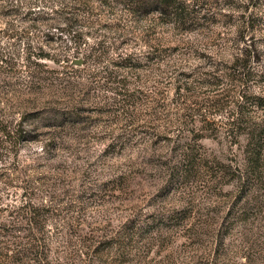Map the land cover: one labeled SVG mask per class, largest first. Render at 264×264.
<instances>
[{
  "label": "rangeland",
  "instance_id": "374dc122",
  "mask_svg": "<svg viewBox=\"0 0 264 264\" xmlns=\"http://www.w3.org/2000/svg\"><path fill=\"white\" fill-rule=\"evenodd\" d=\"M117 1L0 0V264H264V142L257 174L248 142L264 134V100L248 104L264 96L260 0H218L186 32ZM241 20L243 85L198 86L231 64L213 34ZM60 45L67 64L36 57ZM228 87L215 106L180 103Z\"/></svg>",
  "mask_w": 264,
  "mask_h": 264
},
{
  "label": "trees",
  "instance_id": "16d2710c",
  "mask_svg": "<svg viewBox=\"0 0 264 264\" xmlns=\"http://www.w3.org/2000/svg\"><path fill=\"white\" fill-rule=\"evenodd\" d=\"M218 0H118L117 2H122V4L125 6H123L124 9L127 10V12L130 14H137V17H146L149 13H153L156 12L158 14V18L160 19L161 23H165V24H173L176 25L178 27V29L181 32H186L189 30H192L194 28H189L187 27H183L184 24L186 23H193V22H198L199 20L203 21L201 23V25H199V27H197L196 29H203L205 28L203 26L204 22H212V17H214L215 15L218 14V12H216L215 10H211V8H217L216 6H218L217 3ZM230 1V0H229ZM246 1H250V0H246ZM209 6V7H207ZM258 7L259 10L261 8H264V0H260L256 3H252V7ZM219 9V7L217 8ZM242 12H244V10L241 9ZM254 11V10H252ZM59 13H66L68 14V11H63L61 10V12ZM262 14V13H261ZM45 19V18H44ZM252 21L254 22V26H257L259 24H263L264 23V17H254L252 18ZM253 25V24H252ZM250 26L248 25V23H246L245 20H241V22L239 23V27L235 30V36L234 37H227L224 35H221V33H216L213 34V40H215L217 46H221V45H225L227 42L230 43V47H231V64L226 67L224 69L218 68L216 67L213 72H208V76L210 78H212L215 82H200L201 84H197L198 86H213L215 88H217L220 84H221V80L225 79L228 82L231 81H239L242 85V78L245 75H249V71L247 68V62L245 60L246 55V47L249 46L251 47V44H245L247 43L246 40L250 39V35H249V28ZM244 28V29H243ZM75 32V30L71 27L68 26L66 28H61L60 33L66 32ZM199 31V30H198ZM204 31L201 30L200 33H198V36L201 38H208V35H204L206 33H202ZM78 35H80V33H78ZM248 36V38L246 39L245 37ZM105 41L104 39H99L98 42L96 43V48L91 47L92 50L94 51H99L100 50V56L103 55V47ZM243 43V45H241ZM144 44L147 45L149 47V49H147L145 56V59L147 61L152 62L151 60H153L154 58L156 60H154L153 62L156 64L155 66V70H159L160 65L163 64V58H158L159 54L156 53V50L153 46V43L150 44V40L149 41H144ZM245 44V46H244ZM241 45V46H240ZM55 49H57V53H54L52 55L49 54H36L37 58H47L50 59L56 63H61V61L66 62L65 64H67L68 62V57H67V49L66 47L63 46H58ZM249 51H252L251 49ZM155 55V56H151V55ZM253 56V55H252ZM251 56V57H252ZM58 58V59H57ZM126 59V58H125ZM111 63L117 65V62L111 61ZM119 64V63H118ZM37 66H40V64H36ZM36 65H25V67L27 68V71L30 73L31 76H33V74H41L43 72H48L50 70H44L41 67H36ZM119 66L122 67H126L128 69H135V67L137 66H132L130 64H119ZM56 70H52L50 71L51 73L54 72ZM56 73H58L56 71ZM59 73H61V75L63 76V72L60 71ZM66 75V74H65ZM177 78V76H176ZM68 83V82H66ZM67 85V84H66ZM231 85V83H230ZM195 86V85H193ZM235 86V85H234ZM233 87V86H232ZM232 87H228L227 88V92H218L216 93V95H218L219 99H215V100H209L207 97L208 96H204L202 97V99L200 101H195V100H190L189 98H184L182 100V102L180 101L181 104H185L187 103L186 106H191L192 103L198 104V106H200L199 108H205L206 106H215L217 104H219L220 101L224 100L226 97L229 96L228 91L234 92ZM189 90V88H188ZM118 93H122V92H118ZM238 94V98L242 99L243 103L240 104L237 102V104L235 106H244L245 103H248V97L246 96L245 90L241 89L237 91ZM190 97V96H189ZM264 100V96L261 97H255L254 101L249 102L248 104L253 105V106H263V104L261 103V101ZM191 109V108H190ZM235 113H238V115H241L243 113L242 110H236L234 111ZM257 129V128H256ZM262 132H253L251 131L249 136H250V141H248L250 144H252L253 151L251 153L252 156V163L256 164V166L254 167V171L253 173H259L260 170L259 168L262 165L261 159H262V148L261 145L264 142V134L261 135ZM248 139V140H249ZM259 164V166H258Z\"/></svg>",
  "mask_w": 264,
  "mask_h": 264
},
{
  "label": "water",
  "instance_id": "95a60500",
  "mask_svg": "<svg viewBox=\"0 0 264 264\" xmlns=\"http://www.w3.org/2000/svg\"><path fill=\"white\" fill-rule=\"evenodd\" d=\"M82 60H80V59H74V60H72V63H74V64H81L82 62H81Z\"/></svg>",
  "mask_w": 264,
  "mask_h": 264
}]
</instances>
